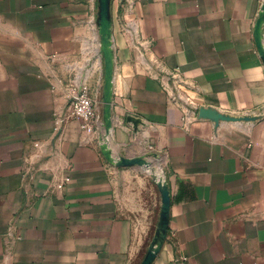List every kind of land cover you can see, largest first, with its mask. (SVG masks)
Returning a JSON list of instances; mask_svg holds the SVG:
<instances>
[{
	"label": "crops",
	"instance_id": "crops-1",
	"mask_svg": "<svg viewBox=\"0 0 264 264\" xmlns=\"http://www.w3.org/2000/svg\"><path fill=\"white\" fill-rule=\"evenodd\" d=\"M261 2L0 0V264H139L152 182L121 158L164 171L146 264H264Z\"/></svg>",
	"mask_w": 264,
	"mask_h": 264
},
{
	"label": "rangeland",
	"instance_id": "rangeland-1",
	"mask_svg": "<svg viewBox=\"0 0 264 264\" xmlns=\"http://www.w3.org/2000/svg\"><path fill=\"white\" fill-rule=\"evenodd\" d=\"M254 36L259 41L260 52L264 55V0H262L260 5L259 15L254 28ZM123 167H136L137 170L134 175L137 179H144L147 177V179L152 182L153 203L156 213L154 215L150 234L147 236L138 235L135 237L136 244L141 247L139 264H144L156 253L163 241L164 220L162 219V209L167 195L164 171L160 163L154 160L152 161V166H150V168H146L144 166V161L139 159L133 160L130 164H123ZM145 172L147 173L145 174ZM155 202H157V204Z\"/></svg>",
	"mask_w": 264,
	"mask_h": 264
},
{
	"label": "built area",
	"instance_id": "built-area-1",
	"mask_svg": "<svg viewBox=\"0 0 264 264\" xmlns=\"http://www.w3.org/2000/svg\"><path fill=\"white\" fill-rule=\"evenodd\" d=\"M70 117L82 121V127L87 131H94L97 124L96 102L87 87L73 91L68 104Z\"/></svg>",
	"mask_w": 264,
	"mask_h": 264
},
{
	"label": "water",
	"instance_id": "water-1",
	"mask_svg": "<svg viewBox=\"0 0 264 264\" xmlns=\"http://www.w3.org/2000/svg\"><path fill=\"white\" fill-rule=\"evenodd\" d=\"M109 1L110 0H103V2H104V4H105V6H106V10H105V12H104V15H105V17H106V19L107 20H109V15H108V12H107V6H108V4H109ZM262 56H264L263 55V53H262ZM264 58V57H263ZM105 131H106V135L107 134H109L110 133V125L109 124H106L105 126ZM106 137V136H105ZM133 160H136V159H133ZM133 160H129V159H124V158H121L119 161H118V164L119 165H123V164H130ZM165 186H166V184H165ZM166 189H167V187H166ZM167 198H168V191H167V195H166V198H165V201H164V205H165V203H166V201H167ZM165 212H163V214H162V219L164 220V232H163V240H164V237H165V217H166V214H164ZM163 242V241H162ZM161 245H162V243H161ZM158 250H159V248H158ZM157 250V251H158ZM156 251V252H157ZM155 255V254H154ZM154 255H152L151 256V258L154 256ZM151 258L149 259V260H151ZM148 260V261H149ZM147 261V262H148ZM147 262H145L144 264H146Z\"/></svg>",
	"mask_w": 264,
	"mask_h": 264
},
{
	"label": "bare ground",
	"instance_id": "bare-ground-1",
	"mask_svg": "<svg viewBox=\"0 0 264 264\" xmlns=\"http://www.w3.org/2000/svg\"><path fill=\"white\" fill-rule=\"evenodd\" d=\"M136 159V158H135ZM141 160V159H140ZM161 233V232H160ZM162 240V239H161ZM155 247V246H154Z\"/></svg>",
	"mask_w": 264,
	"mask_h": 264
}]
</instances>
